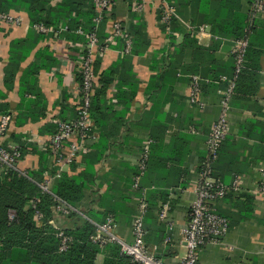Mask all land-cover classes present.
I'll return each instance as SVG.
<instances>
[{"label":"crops","instance_id":"obj_1","mask_svg":"<svg viewBox=\"0 0 264 264\" xmlns=\"http://www.w3.org/2000/svg\"><path fill=\"white\" fill-rule=\"evenodd\" d=\"M65 1L81 4L83 12L92 3V0ZM228 1H234L237 8L224 11L219 6L220 0H170L176 24L168 26L159 20L160 10L168 4L166 0H147L141 11L136 9L137 0H113L110 15L98 26L110 37L113 23L118 21L123 35L141 19L146 39L136 45V53L130 54L131 47L124 52L118 40L121 35L114 37L108 48L95 51L96 87L99 74L108 72L113 78L104 96L109 107L101 103L102 107H96L97 141L88 156L82 154L63 174L76 177L86 168L94 172V180L85 187L78 210L97 223L103 221L105 213L113 216L117 236L127 243L134 239L132 221L137 199L145 197L149 202L146 242L165 264H176L186 254L182 229L197 196L194 181L207 154L211 125L221 112V90L234 73L235 34L231 30L240 26L239 19L245 17L249 3ZM62 2L50 1L55 14L64 13L59 9ZM13 12L19 13L23 22L0 28V113L9 111L15 119L0 144L24 147L20 161L23 169L35 170L41 165H47L48 169L50 154L36 141L51 134L46 129L55 125L56 119L75 116L72 83L79 61L76 55L84 45L81 42L73 45L68 39L54 35H46L37 42L41 33L31 27L27 10ZM23 39L27 40L23 50L29 47L30 51L21 61L17 76L6 82L10 52L12 60H18L21 49L15 43ZM255 43L257 52L252 58V68L242 74V80L248 83L244 93L232 101L229 132L214 165L227 184L237 175L242 176L243 191L218 201L217 210L230 220V229L223 245L215 242L204 245L199 264H264V196L252 193L257 189L260 168L264 165L263 33L257 35ZM46 46L53 59L59 60L51 69L40 70L38 88L42 100H33L28 105L23 100L22 77L36 54ZM194 76L199 77L202 85L205 103L202 110L189 102ZM221 76L228 79L222 80ZM251 80L255 82V93H251ZM34 97L29 95L30 99ZM149 139L152 141L149 167L135 190L133 176L138 172L142 146ZM34 146L39 150L33 149ZM163 203L170 204L171 229L158 217ZM53 212L58 215L56 207ZM167 236L170 240L165 242ZM97 260L102 263L103 256L99 255Z\"/></svg>","mask_w":264,"mask_h":264},{"label":"trees","instance_id":"obj_2","mask_svg":"<svg viewBox=\"0 0 264 264\" xmlns=\"http://www.w3.org/2000/svg\"><path fill=\"white\" fill-rule=\"evenodd\" d=\"M50 1L51 0H0V12L9 13L26 9L31 23H42L53 28L54 31H58L59 34L63 32L59 36L73 42V45H79L81 42L84 46L80 49L81 52L79 55H76L78 60H85L89 55V32L95 30L101 45L104 44L107 36L105 33H102V28H98L99 25L97 26L94 20L96 16L95 0H92V3L87 6L86 12L81 11V4L74 3V1L68 3L64 0L59 8L64 12L62 15L55 14V10H53ZM254 1L255 0H248L249 6L246 10V15L240 18L241 20L239 19L240 26L231 30V33L233 31L235 34V42L243 36L249 38V46L246 51L244 66L235 78V87L233 89L231 104L234 97L236 98L238 94L244 93L243 88L248 81L242 80V74L246 73L248 68L252 65V58L257 52L255 49L257 35L262 33L264 35V31L260 32L259 30L260 28L264 30V13H255L253 17L252 7ZM166 2L168 5H172L170 0H166ZM219 6L227 12L237 8L234 1L228 0H220ZM52 11L54 13H52ZM162 12L163 9L159 12L160 21L162 19ZM106 19L107 17H104L102 22L106 21ZM140 20L141 19L138 20L137 25L131 29H126L124 31L125 34L118 38V40H121L120 42L123 44V48L126 47L127 41L130 39V54L138 52L136 45H138L140 41L146 39L144 26ZM171 23L176 24L174 22V17H171L164 25L170 26ZM63 27L66 29L61 30ZM79 29H82L83 33H79ZM213 32L220 35L224 34L214 30ZM45 36L46 34L44 33L38 35L37 42ZM26 42L27 40L23 39L15 43V46L22 50H15L20 52L18 60H12L13 54L10 52V62L5 69L6 82L13 80V78L17 76L21 61L27 57L30 48L28 47V49L25 48V50H23L24 43ZM49 51L48 46L44 47L42 51L36 54L37 57L31 66L24 71V77H22V83L24 85L22 88L23 100L28 105L32 103L33 100H42V94L38 88L40 70L42 68L51 69L52 66L58 63L57 61L59 59H56L57 61L53 59V54ZM232 55L234 58V73L232 78H234L236 74V61L235 55L233 53ZM127 58L130 59L131 55H127ZM38 61H41V63L38 64ZM97 65L98 61L96 62L95 58L93 63L95 75L98 67ZM75 75L77 83L83 84V75L81 71L76 70ZM99 76V85L96 87V84H94L90 106V113L95 121L96 131L98 130V121L95 114L97 110L96 107H102L100 103L103 106L109 107L106 104L104 96L106 95L109 84L113 81V78L108 72H104L102 75L99 74ZM228 80L226 87L229 85ZM254 85L255 82L251 80V93L256 92ZM1 95L0 93V96ZM29 95H34L35 99H30ZM132 97L133 95H131V98ZM74 108L76 116V105H74ZM8 112L9 111L6 113ZM75 116L71 119H74ZM38 118L39 115L34 116V119ZM47 128L49 130H46L48 132L50 131L52 134L57 130L56 124L48 126ZM224 141L219 147L217 157L211 160L212 175L219 178L221 181L223 180L217 174L214 165L219 159L220 150ZM20 149L24 150V147H20ZM33 149L39 150L36 146H34ZM89 152L85 153V157L89 155ZM47 153L48 155L50 154L48 151ZM208 155L209 151L207 149L206 157L200 162V167L202 163L208 159ZM46 170L47 165H41L38 169L27 171V174H20L0 164V264H135L132 257L122 251L119 242L113 240H108L105 243L95 242L92 236L95 235L98 230L97 225L88 215H86L88 217L83 216L85 214L78 210V202L83 198L85 187L94 180V172L86 168L85 171L76 177L63 174L60 178L55 180L51 192H47L40 187V184L45 179ZM63 202L73 205L76 209L71 210L68 215H62L60 212H57L58 215H55L53 208ZM38 213L43 217L40 223L36 219ZM104 215L103 221H105L106 216H108L106 213ZM50 220H54L55 223H50ZM60 230L71 237L65 249H61L62 238L58 235ZM99 255L103 256L102 263H99L97 260Z\"/></svg>","mask_w":264,"mask_h":264},{"label":"built area","instance_id":"obj_3","mask_svg":"<svg viewBox=\"0 0 264 264\" xmlns=\"http://www.w3.org/2000/svg\"><path fill=\"white\" fill-rule=\"evenodd\" d=\"M136 9H144L147 0H137ZM164 1V0H162ZM96 16L94 18L96 25L102 22L104 17H108L112 11L113 0H95ZM162 21L168 22L175 14V8L168 4L163 5ZM253 17L255 13H264V0H255L253 2ZM23 22L22 16L17 12H0V25L19 26ZM31 27L40 33L46 35L59 36L58 31L42 23H31ZM66 28H61L65 30ZM59 30V31H61ZM112 34L107 37L104 44L101 45L96 31L88 34V57L85 60H79L76 70L81 71L83 75V84H78L75 79L72 83V92L74 93V105H76V116L74 119H56L57 130L44 139H38V146L50 153V162L45 179L40 187L47 192H51L55 180L60 178L68 166L82 154L88 153L94 142L97 141L98 134L95 130V121L90 113L94 84L96 75L93 70L95 60V51H101L109 47L114 37L122 35L121 25L118 21L113 23ZM83 33L82 29L78 30ZM249 46V38L243 36L236 40L232 53L235 55L236 74L235 77L228 80V87L221 90V112L218 118L212 123L210 133L207 139V149L209 151L208 159L199 167L197 177L194 181L197 196L191 205L188 221L182 229L183 238L186 244V254L176 264H199V255L207 242H215L223 245V241L229 232L230 224L227 217L221 215L217 210V203L225 196L232 193L243 191V178L236 176L232 183L227 184L219 178L212 175V161L217 157L221 143L227 137L229 132V113L232 109L231 100L233 89L235 87V78L244 66L245 55ZM131 41L128 39L124 52L129 51ZM222 80H227L226 76H221ZM189 102L192 105L204 109L205 103L202 100V86L198 76H194L191 82V91L189 93ZM14 115L11 112L0 113V139L3 138L10 125L14 122ZM151 140L145 141L142 146L138 160V172L133 176L132 188L137 190L140 187V180L149 166V151ZM23 157L22 150L18 145L0 144V164L11 168L20 174H27V170L20 166ZM253 195L264 196V165L260 168V179L257 189L252 191ZM76 209L71 204L61 203L56 206V211L62 215H68L69 212ZM149 211V202L145 197L137 199L136 212L132 221L133 241L127 243L116 234V222L113 216L108 215L105 221L94 222L98 230L92 239L95 242L105 243L108 240L117 241L122 247V251L131 256L135 264H165L153 250L147 245V229L145 227L146 216ZM170 204L163 203L158 210V217L161 221L167 223L169 229L172 228L168 221ZM41 214L38 213V216ZM86 216V215H83ZM88 217V216H86ZM91 219V218H90ZM92 220V219H91ZM58 235L62 238L61 249H65L71 237L67 236L62 230ZM167 236L165 242L169 241Z\"/></svg>","mask_w":264,"mask_h":264},{"label":"rangeland","instance_id":"obj_4","mask_svg":"<svg viewBox=\"0 0 264 264\" xmlns=\"http://www.w3.org/2000/svg\"><path fill=\"white\" fill-rule=\"evenodd\" d=\"M36 219H37V221L40 223V222H42L43 217H42V215H40V216H37ZM57 231H58V230H57Z\"/></svg>","mask_w":264,"mask_h":264}]
</instances>
